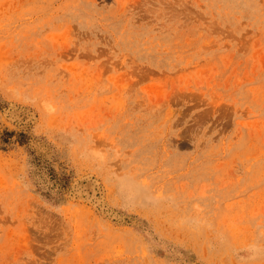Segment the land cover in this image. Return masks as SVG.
<instances>
[{"label": "rangeland", "instance_id": "rangeland-1", "mask_svg": "<svg viewBox=\"0 0 264 264\" xmlns=\"http://www.w3.org/2000/svg\"><path fill=\"white\" fill-rule=\"evenodd\" d=\"M0 264H264V0H0Z\"/></svg>", "mask_w": 264, "mask_h": 264}]
</instances>
